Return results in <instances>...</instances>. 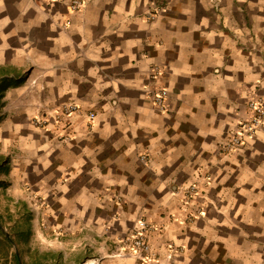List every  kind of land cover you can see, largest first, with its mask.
<instances>
[{
    "label": "crops",
    "instance_id": "crops-1",
    "mask_svg": "<svg viewBox=\"0 0 264 264\" xmlns=\"http://www.w3.org/2000/svg\"><path fill=\"white\" fill-rule=\"evenodd\" d=\"M151 64L163 112L142 97ZM260 95L264 0H0V156L16 203L28 184L51 225L95 246L84 264H138L113 253V227L160 211L176 214L162 236L180 247L171 264H264V128L223 149ZM68 103L96 113L90 132L83 116L67 142L30 123ZM190 183L199 213L186 223ZM57 249L51 264H76Z\"/></svg>",
    "mask_w": 264,
    "mask_h": 264
},
{
    "label": "rangeland",
    "instance_id": "rangeland-1",
    "mask_svg": "<svg viewBox=\"0 0 264 264\" xmlns=\"http://www.w3.org/2000/svg\"><path fill=\"white\" fill-rule=\"evenodd\" d=\"M47 1L48 4L55 1L65 3L71 11H78L83 7L82 5L79 9H72L70 7L71 0ZM68 24L69 20L63 23V25ZM146 81L141 88L143 100L147 104L157 108L151 101V98L148 97L147 90L145 89L147 84L149 86H158V79L157 81L150 80L146 76ZM167 95L168 90L166 88V99ZM70 104L75 105L77 108L76 114L71 119L70 117H63L62 114V107ZM165 105L166 108V101ZM157 109L160 110L159 108ZM160 111L163 112L164 110ZM88 112L90 111L81 114L79 106L74 103H68L62 106L60 105L53 112L32 116L30 123L33 127L48 132L59 141L67 142L76 133L74 130L75 116H83L84 119H82L85 123L84 134L91 131V125L96 113L93 112V118L88 121ZM242 146L224 150V152L236 151ZM5 161L8 163L5 168H2V164ZM0 166L2 168H0V264H30L31 260H34L33 264H51L53 260H60L61 255L54 259L58 251H54V256L48 255V253H44L43 249L45 248L53 250H58L57 248H59L64 252L69 251V259L73 260L76 264H84L87 255L95 250V246L89 243L80 244L79 246L78 243H75L76 236H73V233L70 231L68 232L66 227L63 228L56 224L51 225L49 222L50 219L45 217L49 213L48 204H46L48 198L41 193L31 192L28 184L22 183L23 189L25 190L22 195L23 198L20 199L21 202L16 203L15 198L17 194L12 191L13 168L9 155L4 158L0 156ZM196 194L197 190L195 189L194 183H190L182 188L179 208L183 212L182 219L186 223L192 221L196 217V214L199 213L189 208ZM116 199L119 201L118 204L124 202L123 198L119 195ZM165 218L166 220H164ZM174 219H176V214L172 211H160L157 212L156 217L141 214L131 220L130 223L115 225L113 232L117 233L110 239L113 253L116 255L133 256L138 264H171L172 260L179 255L180 247L174 244L172 240H162V236L163 232L166 231ZM163 220L164 222H162ZM139 221H144V225H141ZM139 229L142 230L141 232L144 234L143 238L148 243V250H142L133 246V239H135V235L138 234ZM106 244L108 245V242ZM63 245L64 247H62ZM79 248L80 251H78ZM18 259H20V262H18Z\"/></svg>",
    "mask_w": 264,
    "mask_h": 264
},
{
    "label": "built area",
    "instance_id": "built-area-1",
    "mask_svg": "<svg viewBox=\"0 0 264 264\" xmlns=\"http://www.w3.org/2000/svg\"><path fill=\"white\" fill-rule=\"evenodd\" d=\"M213 6H217L219 0H208ZM83 5V0H71L70 7L72 9H79ZM161 73L157 65L151 64L149 70L147 71V76L150 80H155L159 78ZM149 86L146 85L148 97L151 98L153 104L160 110H165V101H166V88L160 85L158 86ZM247 108L249 109V115L246 118L239 120L235 126L230 131L229 136L227 137L226 142L223 144L224 150L235 149L239 146L244 145L254 138L256 133L264 128V95H260L256 98L250 99L247 102ZM77 112L75 105H65L62 107L63 117L72 118ZM94 116L93 112H88L87 119L91 120ZM55 119V118H54ZM68 120V119H67ZM69 122H71L69 120ZM68 123V122H67ZM141 225H144V221H139ZM144 228V227H141ZM142 230L139 229L138 234L135 235L133 239V246L138 247L142 250H148L149 246L146 240L143 238Z\"/></svg>",
    "mask_w": 264,
    "mask_h": 264
},
{
    "label": "trees",
    "instance_id": "trees-1",
    "mask_svg": "<svg viewBox=\"0 0 264 264\" xmlns=\"http://www.w3.org/2000/svg\"><path fill=\"white\" fill-rule=\"evenodd\" d=\"M60 252L58 251L57 252V254L54 256V251H52V250H48V255H53L54 256V259H56L55 257H57V256H59V255H61V253L59 254Z\"/></svg>",
    "mask_w": 264,
    "mask_h": 264
}]
</instances>
